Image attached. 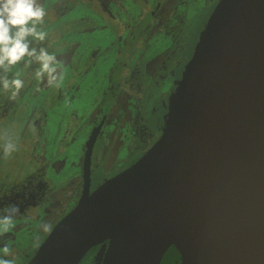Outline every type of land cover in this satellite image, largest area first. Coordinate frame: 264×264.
Masks as SVG:
<instances>
[{"label":"water","instance_id":"1","mask_svg":"<svg viewBox=\"0 0 264 264\" xmlns=\"http://www.w3.org/2000/svg\"><path fill=\"white\" fill-rule=\"evenodd\" d=\"M82 189L26 264H264V0H218L172 94L156 141Z\"/></svg>","mask_w":264,"mask_h":264},{"label":"rangeland","instance_id":"2","mask_svg":"<svg viewBox=\"0 0 264 264\" xmlns=\"http://www.w3.org/2000/svg\"><path fill=\"white\" fill-rule=\"evenodd\" d=\"M153 1L157 0H41L46 9L41 30L48 35L42 43L33 40L32 46L37 49L45 47L50 54L54 53L62 60L66 66L65 79L60 88L46 86V77L43 82L36 79L39 63L33 61L29 67L20 63L9 73L11 78L13 73L21 72L24 88L17 97L10 98L11 91L0 87V133H10L17 144V150L11 156L0 158L1 184L6 187L15 182L12 181L15 177L28 176L37 167H42L51 183L48 187L60 186L61 189L55 199V212L61 209L66 211L79 190L89 125L95 117L99 120L103 116L101 112L109 108L112 110L108 111L109 120L102 130V144L98 145L97 141L91 157V178H96L93 185L97 186L120 172L155 142L166 123L170 99L164 102L149 92V77L158 73L155 75L161 78L160 83L164 80V86L169 85L172 79L176 81L191 56V49L205 26L214 1L198 0L196 7L184 14L180 30L186 37L178 39L179 45L173 42L181 48L180 51L172 48L167 40L168 56L172 57L163 62L164 66H159L162 63L157 60L150 61L147 69L144 65L146 58L141 63L138 61L143 57L140 52L148 53V57L156 56L152 50L159 46V36H153L147 45L135 44L136 52L119 53L118 48L122 45L118 35H128L133 28H140L141 25H136L138 18L142 20L150 11H154V17L159 19L162 14L173 12L174 0H165L168 4L163 2L158 10H155ZM196 2L193 0L192 5ZM155 33L159 34L157 31ZM130 55L139 58L131 62L128 59ZM159 56L161 60L165 58L162 54ZM115 60L125 63V80L118 81L115 87L117 96L103 97V91L107 86L112 88L114 82L112 78L106 85L105 72L113 67ZM89 66H96L98 70L95 81L92 79L95 71L89 69V72H84ZM77 67L80 68L76 78L79 83L73 80L72 70L77 71ZM158 84L155 81L154 87ZM66 97L70 102L66 103ZM102 99L105 100L103 104ZM144 100L150 102L145 113L141 110ZM93 107L98 108L97 113H93ZM135 121L140 127L129 134L131 125L137 124ZM55 158L59 160L51 170L49 163ZM28 214L30 216L23 227L28 226L29 231L25 230L24 233L29 237L23 232L18 233L21 226H14L0 236V248L4 245L10 247L9 255L3 258L13 260L14 264H26L27 257L23 254H34L48 234L36 227L38 221L35 217L42 219V216L35 211ZM103 251V246L98 247L89 254V260L94 263L99 261L100 264Z\"/></svg>","mask_w":264,"mask_h":264},{"label":"flooded vegetation","instance_id":"3","mask_svg":"<svg viewBox=\"0 0 264 264\" xmlns=\"http://www.w3.org/2000/svg\"><path fill=\"white\" fill-rule=\"evenodd\" d=\"M145 1H148V0H145ZM213 1H214V3H213L212 10L214 9L218 0H213ZM153 2L155 4V10H158L163 2L167 3V1H165V0H160V1L157 0V1H153ZM168 2H170V1H168ZM192 2H193V0H187V2H184V0H179V1L174 0V2H173L174 4L172 7L173 12L162 14L163 16L160 17V19L154 17L155 16L154 11H150L149 13L145 14L142 17L143 18L142 20L140 18H138L136 25H138V24L141 25L140 28L139 27H137L135 29L133 28L132 31H130L131 33H129L128 35L126 33L124 35L123 34L118 35V39H120V37H121L120 41H121V45H122L121 47L119 46V48H118V50H120L119 53L136 52V50L134 49L135 44H137L139 42L138 45H140V44L141 45H144V44L147 45V44H149L148 42H150L152 40L153 36L155 37L156 35H158L159 39H160V43L157 41L156 42L159 44V46L154 47V49L152 50V52L156 53V56L154 54L153 56L149 55V57H148V53H146V52L144 53L141 50L140 53L143 54V57H142V59H140L138 61H139V63H141L142 60L144 58H146L147 61L144 63V65L147 67V69H148L149 62L153 61V60H157V62H161L162 64H160L159 66H164L163 62L165 60L169 59L170 57H172L171 55H170V57L168 56L169 48L166 44V41L169 40V42H171L170 44L172 45V48L174 47L177 51H180V49H181L180 47H178L176 45H179L178 39L182 38L183 36L186 37V34L180 30V26L182 25V23H180V22L182 21V17L184 16V14L187 11H191L196 7L198 0L194 5H192ZM212 10H211V12H212ZM155 31L159 32V34H156ZM201 32L202 31H200V34L194 43L193 50H194L196 42L198 41V39L201 35ZM129 35H131V36L128 38ZM193 50L191 49V56H192ZM172 52H171V54H172ZM173 53H176V51H174ZM159 54L164 55L165 58L163 60H161ZM191 56L189 57V59L191 58ZM138 58H139V56H136V55H132V56L130 55V57H128V59L131 62H134ZM189 59H187L186 61L188 62ZM186 63H185V65H186ZM124 65H125V63H123L122 61H116L115 60V62H113V67L111 69L106 70V72H105L106 78H107L106 85L107 84L109 85L108 82L112 81V78H114V82H113V84H111L112 88H108V86L107 87L105 86L106 89L102 93L103 97L104 96H106V97L107 96H111V97L117 96V94L115 92V87L119 84L118 81H124L125 80V73L123 72V68H125L126 65L125 66ZM185 65H184V67H185ZM184 67H183V69H184ZM89 69H90V71H95V76L92 78L93 81H95L98 77L97 76L98 70L96 69V66H89L88 69H86L84 72H89ZM183 69H182L179 77L176 79V81L174 82L173 79L170 80V83L167 86L162 85L164 83V80L160 83L161 78H157V75H155L158 73H156V72L153 73L154 75L149 77V79H151L149 81L151 84H148L149 92L154 94L155 96H157V99H159L161 101L163 100L164 102H167L171 98L172 94L174 93L175 87L181 78ZM72 71H73L74 82L79 83V81H77L76 78L78 75L77 72L80 71V68L77 67V71H74V70H72ZM146 72H148V70H146ZM155 81H158L159 84L154 87ZM146 97H148V96H146ZM102 100H101V103L103 104L105 102V100H103V101ZM145 101L146 100L143 101V107L141 105V110L143 113L146 112V110L148 108V104L150 103L149 101H146V102ZM168 106H169V104H168ZM110 110H112V108H109L108 111H110ZM108 111L104 112V110H103L101 112L103 116H100L99 120H96V117H95L92 120L91 125H89L90 126L89 134L91 133V131L94 128H96L98 125H100L99 132L97 134L94 145L92 147V153L90 156V168H89V174H90V179H91L90 180V191H92L96 187L95 185H93V182L96 178L94 177V180L91 178V172H92L91 171V164H92L91 157L93 154L94 146L97 143V141H98V145L102 144L101 138L103 137V134H104V132L102 130L105 126H107V120H109V116L107 117V115L109 113ZM97 112H98V108L96 107V109H95V107H93V113H97ZM135 123H137V121H135ZM139 127H140V124H138V123L136 125H131L132 130L129 134H132L133 130L134 131L138 130ZM89 134L87 135V139H88ZM129 134H128V136H130ZM136 147H139V146L136 145ZM149 147H147L141 153L143 154ZM83 156H84V154H83ZM139 157L132 159L131 163L129 165L128 164L125 165V168L130 166ZM55 159H53L49 163V165L51 166V170H52V168H54L55 163L59 160V158H57L56 160ZM59 163H60V161L58 162V167H57L58 169L60 168ZM82 170H83V159H82L81 177H79V181H80L79 190L77 191V195H76L75 200L72 201V204H70V206L68 207V209L66 211H64V209H61V210L55 212V209H54L55 203H56L55 201H57L55 199H56V197H58L60 195V190H61L60 186H56L55 188L48 187L49 185H51V183H49V179H48L49 177L47 176L46 171L42 167H37L34 172L29 173L28 176L26 175L27 177L26 176L20 177V178L15 177L14 180L11 179L12 181H15V182L7 185L6 187L3 185V183L2 184L0 183V213H2L4 211V209L6 208V206L9 204H15V205L19 206L20 212H19V214H17L14 217V226L15 227L21 226L17 230L18 233H22V232L24 233L25 230L29 231L28 226L23 227V225H24V222L26 223V220L30 216L28 214L30 211H35V213L39 214L40 217L42 216V219L39 217H37V218L35 217V220L38 221V224L36 227H38L39 230H40V228H39L40 223H41V221H44V220H47L50 224H52L54 226L58 222V220L63 215H65L74 206L77 199L79 198V196L81 194V189H82ZM55 171H57V170L55 169ZM3 179L7 180L5 177ZM52 187H54V186H52ZM62 204H63V202H62ZM63 205H65V204H63ZM25 213H27L28 215L26 214V216H25ZM21 219H23V220H21ZM40 232H41V230H40ZM24 234L27 235V233H24ZM101 246H103L105 249L106 242L103 244L96 245V246L92 247L85 254V256L82 258V260L78 264H95V263L98 264L99 261H96L94 263L93 261L89 260V254H91L93 251H95L96 249H98V247H101ZM23 255L27 257L26 261H28L29 258L33 255V253L32 254L26 253Z\"/></svg>","mask_w":264,"mask_h":264},{"label":"clouds","instance_id":"4","mask_svg":"<svg viewBox=\"0 0 264 264\" xmlns=\"http://www.w3.org/2000/svg\"><path fill=\"white\" fill-rule=\"evenodd\" d=\"M46 9L41 0H0V87L11 91L14 99L24 88L21 72L12 73V69L23 63L25 67L32 65L33 61L39 63L35 77L39 81H45L46 86L60 88L66 74L64 62L45 47H33V40L43 42L48 33L38 26L44 22ZM66 103L68 98H65ZM17 150V144L8 132L0 133V152L7 159ZM18 205L9 204L0 213V236L11 231L14 227V217L19 214ZM40 230L45 233L53 232V225L47 220L41 221ZM10 247L4 245L0 248V264H14L13 260L5 259L9 255Z\"/></svg>","mask_w":264,"mask_h":264},{"label":"trees","instance_id":"5","mask_svg":"<svg viewBox=\"0 0 264 264\" xmlns=\"http://www.w3.org/2000/svg\"><path fill=\"white\" fill-rule=\"evenodd\" d=\"M44 24V22H43ZM42 24V25H43ZM42 25L38 26L40 29L42 28ZM181 259V252L178 250L177 247L174 245H171L167 251L164 253L160 264H177L179 263Z\"/></svg>","mask_w":264,"mask_h":264}]
</instances>
